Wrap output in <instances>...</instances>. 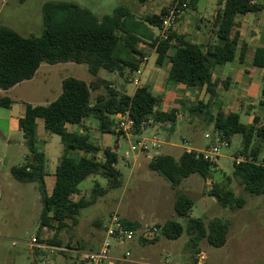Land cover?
<instances>
[{
    "label": "trees",
    "instance_id": "trees-1",
    "mask_svg": "<svg viewBox=\"0 0 264 264\" xmlns=\"http://www.w3.org/2000/svg\"><path fill=\"white\" fill-rule=\"evenodd\" d=\"M23 1V0H22ZM144 2V0H140ZM175 0H172L171 6ZM195 1L190 0L193 9ZM166 12L142 18L137 17L128 7L118 6L111 15L98 17L90 9L67 1H49L42 7L43 28L40 36H23L15 29L0 24V90L7 91L16 85L32 80L43 63L84 64L94 81L87 83L77 78H66L62 82L59 97L47 106L25 105L24 116L18 127L26 141L29 154L22 165L11 168L16 180L35 184L41 193L42 211L40 229L54 230L50 240L37 235L39 242L62 247L59 240L62 229L78 225V217L83 209L94 204L98 197L122 186V173L116 167L117 153L112 148L103 150L102 158L97 154L100 148L89 135L69 132L67 125H80L86 119H94L101 133H115L118 114L129 112L135 122L134 132L141 134L150 126L169 123L173 131L177 123L179 108L168 112L161 109L162 97L154 94L150 87H138L133 95L118 89L108 80H97L101 71L118 74L131 82L137 70L144 69L145 49L141 45L156 48V65L169 63L168 85H183L188 89L205 90L213 98L216 88L227 89L229 80H212L216 67L239 60L246 63L248 44L243 42L240 50V34L236 31V20L248 13L258 16L264 12V0H218L215 15L211 20L206 42H194L172 32L170 39L161 41L153 28H159ZM175 42V43H174ZM251 66L264 70V47H257L251 59ZM104 88V92L92 99L94 91ZM264 99V86L262 90ZM14 101L0 95V107L9 108ZM188 112L202 117L205 126L212 125L214 132L220 133L228 142L234 136L242 138L241 148L235 158L243 156L245 162L236 164L231 175L219 169L216 162L204 159L201 152L184 151L177 159L171 155H157L148 167L163 177L176 190L174 211L176 217L186 220L183 225L175 219L167 220L160 235L169 240H177L184 233L189 235L188 247L193 257L201 254L200 242L206 240L215 248L225 245L229 222L214 218L205 222L192 218L194 201L177 191L182 182L194 174L204 179L217 172L224 184H215L207 194L224 208L241 209L246 203L245 194L264 195V120L255 116L251 124L240 121L237 113H225L221 107L213 108L209 102L197 100L190 103ZM185 107V104H183ZM43 119L44 130L58 135L64 145V153L55 171V182L50 194L46 190V156L38 147L37 119ZM150 123L144 128L142 124ZM92 175L107 179V187L99 185L91 190L90 199L81 197L79 185ZM232 180L242 187L243 194L237 195L228 184ZM123 220V219H122ZM124 225L138 231L139 224L123 220ZM143 239L144 243L154 242ZM151 242V243H152ZM72 249V245H68ZM62 253H65L64 251ZM76 261V259L74 260ZM77 262V261H76Z\"/></svg>",
    "mask_w": 264,
    "mask_h": 264
},
{
    "label": "rangeland",
    "instance_id": "rangeland-1",
    "mask_svg": "<svg viewBox=\"0 0 264 264\" xmlns=\"http://www.w3.org/2000/svg\"><path fill=\"white\" fill-rule=\"evenodd\" d=\"M49 1L76 3L90 9L100 18L111 15L118 6H126L137 15L144 12L153 15L167 10L172 3V0H144V2L140 0H0V24L15 29L23 36H40L43 28L42 7ZM217 1L198 0L196 18L204 16L205 19L212 20L217 9ZM155 32L158 34L157 29ZM145 53L150 55L151 48L148 47ZM147 71H150V67ZM71 77L87 83L96 80L84 64L43 63L32 80L7 91L0 90L1 96L10 97L14 101L9 108L0 107V264H42V261H47L48 264H70V256L73 257L76 253L71 252L68 245L78 250L76 243L79 242L81 250L97 249L100 239L106 236L110 215L114 212H118L126 223L138 222L139 228L133 239L124 242L110 239L111 256L123 257L127 252L130 255L126 261H113V264H264V195L245 194L247 203L243 208L236 210L224 208L215 198L207 194L215 184H224L223 177L217 172H214L209 179L194 174L185 179L177 191L194 201L192 218H201L205 222L221 218L229 222L224 246L215 248L206 240H202L199 245L201 254L195 259L193 250L188 247L189 235L186 233L177 240L166 239L160 234L156 241H151L152 243H144L142 240L141 232L146 227L162 226L170 219L186 224L185 219L175 215L176 190H173L163 177L149 169L148 164L151 159L157 155H172L179 158L185 150L203 152L212 145V140L205 138V135H214V127L205 126L202 117L188 112L187 108L191 107L192 101L187 97L180 101L175 99L165 102L166 111L179 108L178 124L173 131L169 123L155 125L156 129L148 128L144 137L156 134L161 142L159 149L149 152L133 153L131 151L133 139L119 138L115 133L101 134L98 124L93 120L88 121L85 130L92 137V141L97 145H111L116 149L117 168L122 173L123 184L120 188L98 197L94 204L83 209L78 217V225L73 226L69 222V226L62 229L59 240L62 247L67 249L65 253L57 251L51 254L47 248L43 258L35 262L33 251L38 249L30 245L31 238L40 235L42 239L50 240L54 230L47 228V231L43 232V229H40L42 197L37 186L19 182L11 173V168L22 165L29 154L22 133L11 127L12 119L18 112L24 110L27 104L47 106L55 101L62 92L63 80ZM101 78L110 80L118 89L123 90L125 85L129 92L135 89L133 83L118 74L101 71L98 79ZM104 91L103 87L94 91L92 99L95 100L96 96ZM255 107L254 112L260 113L258 102ZM240 117L242 123L250 122L247 114L242 112ZM40 124L37 127L39 149L42 140L46 139L54 145V149H60L63 155L64 145L61 138L47 133L43 123ZM241 141L240 135L234 136L230 146L221 150L216 161L219 169L229 175L233 172L235 153L240 150ZM260 159H264V152ZM50 168L51 165L48 163L47 171H50ZM96 181L104 188L107 187V179L92 176L79 185L81 193L77 197L73 196V200L74 198L79 200L82 195L90 199ZM227 186L237 195L243 194L242 187L235 180Z\"/></svg>",
    "mask_w": 264,
    "mask_h": 264
},
{
    "label": "crops",
    "instance_id": "crops-1",
    "mask_svg": "<svg viewBox=\"0 0 264 264\" xmlns=\"http://www.w3.org/2000/svg\"><path fill=\"white\" fill-rule=\"evenodd\" d=\"M194 1H195L194 8L182 14L180 21L175 27L174 31L177 33V35L184 36L188 40H191L194 42H206L208 38V34H209L210 25H211V19L210 18L205 19L204 16H199L198 18H196L195 11L197 8L198 0H194ZM252 1L255 3L257 2L255 0H252ZM155 14H160V13H155ZM135 15L139 18L150 16L149 14H145V12L141 15H137V14ZM155 29L158 30V28H153L154 32H155ZM247 30L249 31V33H247ZM236 31L239 32L240 34L238 50H240L243 42L248 44V53H247L246 63L245 65L241 64L239 60L236 59L232 62H227L224 65L218 66L214 69L213 75H212L213 81L215 80L225 81L228 79L230 82V85L227 89H223L222 87L216 88L215 97L210 98V96L206 94L204 89L195 91V90H190L183 85H168L167 76H168V70H169V63H165L163 66H157L156 65L157 53L155 51V48L153 47H150L152 53L150 55H146L149 57V63L144 69L143 74L139 77L140 84L139 85L135 84L134 81H135L136 75L134 74L130 82L135 85L134 91L129 92L127 90V85H125V87L123 88V91H125L128 95H133V93L138 87L145 86V85L149 86L151 91L154 94L162 97L161 109L164 112H168L165 109V106L167 105L165 104L166 101L170 102L175 99H178L180 101L183 98L187 97L192 102L196 100H202L204 102H209L213 108L221 107L222 110L225 111V113H237L240 115V113L243 112L247 114L250 118V122L248 124L252 123L253 118L255 116H260L264 120V99L262 97V90L264 86V70L258 67H253L251 66V64H248L251 62L255 49L260 46L264 47V12H261L258 16H256L253 13H248L244 16L239 17L236 20ZM158 33H159V30H158ZM155 34L156 36L158 35L156 32ZM140 47L144 48L145 51H147L148 49V47L145 45H141ZM151 63L152 65L150 66ZM149 67H150V71L148 72L147 69ZM108 74H111V73H108ZM101 79L107 80L105 78H101ZM101 79H98V80H101ZM257 102L259 103V106L261 109L260 113L259 111L258 113L254 112V109H256L255 104ZM24 112H25V106H24V110L18 112L15 115V117H13L12 119L13 124L11 127L12 128L15 127L20 133L21 131L18 127V121L20 118L24 116ZM89 120L95 121L94 119L90 118V119L84 120L82 124L80 125H70L69 124L66 126V128L69 132H76L79 134L88 135L85 129H86V125ZM240 121H241V117H240ZM40 123H43V127H44L43 119L39 118L37 119V127L41 125ZM148 128L156 129V126L155 127L150 126ZM148 128L142 131L141 134L143 136H144L145 131ZM101 134H104V133H101ZM118 137L119 138L123 137L129 140V138H127L124 135H120V136L118 135ZM90 138L91 140H93L92 137ZM185 143L187 142L185 141ZM53 146L54 145L49 143L48 140L44 139L42 140L41 147H40L41 148L40 150L44 152L46 156L45 169H46L47 175L45 177V183H46V190L48 194L52 192L54 182H55V171L62 157L61 150L54 149ZM97 146L100 148V151L97 154L99 158H102L103 150L106 147L112 148L114 152L116 151V149H114V147H112L111 145H102V146L97 145ZM185 151H188V150H185ZM174 157L177 158L176 156ZM48 163H50L51 165L50 171H47ZM92 176H99V175H92ZM96 184H98L97 181L95 183V186ZM98 185L104 188V186H102L101 184H98ZM79 193H81L80 190H79ZM73 196L77 197L78 194H75ZM81 197H83V195ZM74 201H78V199L74 198ZM41 204H42V199H41ZM133 223H138V222H133ZM44 231H47V228H43V232ZM102 240L103 239H100V243L96 246V248L100 246ZM76 245L78 247V250L84 251V250H81L82 248L79 242H77ZM76 251L77 250L74 249L75 253ZM43 253H45V250H34L33 251L34 261L38 262L40 258H43ZM73 256H75V258L73 257L75 260L77 257V254H73ZM70 257L72 258V256Z\"/></svg>",
    "mask_w": 264,
    "mask_h": 264
},
{
    "label": "built area",
    "instance_id": "built-area-1",
    "mask_svg": "<svg viewBox=\"0 0 264 264\" xmlns=\"http://www.w3.org/2000/svg\"><path fill=\"white\" fill-rule=\"evenodd\" d=\"M190 10H192V8L190 7V0H175L174 4L167 8L162 18L161 25L158 28L159 33L157 36L160 38L161 41H167L170 39V36L177 24L179 23L182 14ZM148 63L149 57L145 56L143 58L144 69L146 68ZM144 69H140L135 72L136 78L134 82L136 85L140 84L139 77L143 74ZM115 119L116 131L122 133V135L126 136L127 138L134 140L131 146V151L133 153H144L160 148L161 142L159 141L156 134H151L150 137H144L142 134H137L134 132L135 122L129 112H126L124 114H118L115 116ZM149 123L150 121L143 123L142 127L144 128V126L148 125ZM205 138L212 140V145L208 146L207 149L201 153L204 155L205 160L210 162H216L221 150L224 147H229L230 144L220 133L217 132H215L214 135L206 134ZM245 161L246 158L243 156L234 158V162L236 164ZM160 232L161 229L158 226L152 225L146 227L141 232V237L148 241L154 240L158 236V234H160ZM136 233L137 232L127 228L124 225L123 220L118 214V212H114L110 215V223L106 229V236L103 239L100 247L95 250L89 251L77 250V262L74 261L73 256V259L71 258V264H113V261H126L127 257L130 256L128 252L123 257L111 256L110 239L113 238L124 242L126 240L133 239ZM30 245L38 250H46L48 248L51 254L56 253L57 251H67V249H64L63 247L61 248L57 246H48L46 244H42L39 242L37 236L31 238ZM70 251L74 253V249H70ZM42 264H48V262L42 261Z\"/></svg>",
    "mask_w": 264,
    "mask_h": 264
}]
</instances>
